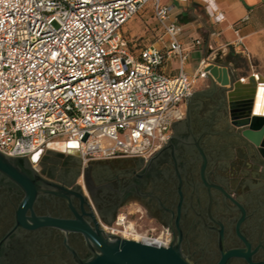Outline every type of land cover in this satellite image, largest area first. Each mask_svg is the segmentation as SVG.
<instances>
[{"label":"built area","instance_id":"obj_1","mask_svg":"<svg viewBox=\"0 0 264 264\" xmlns=\"http://www.w3.org/2000/svg\"><path fill=\"white\" fill-rule=\"evenodd\" d=\"M201 1L214 23L224 20L214 0ZM148 4L160 35L131 49L123 27ZM171 10L161 0H0V152L30 158L51 142L73 143L64 147L83 165L155 154L206 77L207 60L187 73L184 28ZM173 57L171 76L163 68ZM104 228L152 247L170 243L165 230H143L126 215Z\"/></svg>","mask_w":264,"mask_h":264},{"label":"flooded vegetation","instance_id":"obj_2","mask_svg":"<svg viewBox=\"0 0 264 264\" xmlns=\"http://www.w3.org/2000/svg\"><path fill=\"white\" fill-rule=\"evenodd\" d=\"M185 119L173 124L171 142L152 161L83 165L68 147H44L35 162L15 160L35 187L48 188L41 178L68 192H37L27 206L24 189L0 173V264H78L92 255L83 233L30 217H80L91 231L97 224L109 233L104 227L122 209L179 239L191 264H216L230 250L239 253L225 264H264V162L225 148L217 135L201 136L195 119L191 126Z\"/></svg>","mask_w":264,"mask_h":264},{"label":"water","instance_id":"obj_3","mask_svg":"<svg viewBox=\"0 0 264 264\" xmlns=\"http://www.w3.org/2000/svg\"><path fill=\"white\" fill-rule=\"evenodd\" d=\"M204 70L208 84L186 98L185 122L191 126L195 119L197 126L202 130L201 136L217 135L225 148L231 145L238 146L247 157L264 162V78L259 81L261 85L257 84L254 75L249 76L246 83H242L226 66L212 63L208 64ZM245 89H247L246 92ZM200 113L203 115L202 119H200ZM171 140L172 137H169L165 146ZM200 141V138L194 141L198 148ZM54 143L57 142L47 144L46 148L75 147L73 143L58 142L63 146L60 148L54 146ZM41 152L42 150L36 152L30 158L10 156L0 152V173L24 189L26 197L22 204L27 206L32 203L37 192H49L59 196H65L68 192L63 186L41 178L38 179L42 180L48 188L35 187L33 180L14 163L17 159H29L35 162ZM157 154V152L153 154L149 161L155 159ZM203 160L205 162V157ZM19 219L25 222L22 214ZM30 219L83 233L92 255L84 261H79L78 264H191L181 251L179 239L175 240L174 237L170 239L168 247L157 248L106 233L97 224L96 230L91 231L80 217L77 220H59L49 217L37 218L32 215ZM238 253V250L224 252L216 264H225L229 255Z\"/></svg>","mask_w":264,"mask_h":264},{"label":"crops","instance_id":"obj_4","mask_svg":"<svg viewBox=\"0 0 264 264\" xmlns=\"http://www.w3.org/2000/svg\"><path fill=\"white\" fill-rule=\"evenodd\" d=\"M214 1L224 14L220 23H214L206 16L201 0H161L162 4L172 7L173 20L184 28L181 44L188 54L187 73L194 74L199 63L207 60L206 66L210 63L226 66L242 83L254 75L257 84L261 85L259 81L264 78V0ZM195 40L200 43L196 44ZM163 69L168 75H176L177 58L167 60ZM207 84L206 78H199L193 92ZM54 146L60 147V144Z\"/></svg>","mask_w":264,"mask_h":264},{"label":"rangeland","instance_id":"obj_5","mask_svg":"<svg viewBox=\"0 0 264 264\" xmlns=\"http://www.w3.org/2000/svg\"><path fill=\"white\" fill-rule=\"evenodd\" d=\"M149 6L150 4H148L147 7L149 8ZM123 32L125 39L128 41L130 46L133 47L155 43L158 38V30L154 25V19L151 11L148 9L140 12L129 20L124 25ZM128 211V209H122L119 214L126 215L129 220L138 223L143 230L147 228H155L151 223H147L146 221L140 219L136 214L131 215ZM155 230L158 231L159 229L155 228Z\"/></svg>","mask_w":264,"mask_h":264},{"label":"trees","instance_id":"obj_6","mask_svg":"<svg viewBox=\"0 0 264 264\" xmlns=\"http://www.w3.org/2000/svg\"><path fill=\"white\" fill-rule=\"evenodd\" d=\"M146 9H148V10H150V8H145L144 10H146ZM144 10H142V11H144ZM141 11V12H142ZM151 11V10H150ZM140 13V12H139ZM138 13V14H139ZM151 14H152V12H151ZM153 17V16H152ZM154 25H155V27L157 28V30H158V34H157V37L160 35V28H159V26H158V24L155 22V20H154ZM124 33V32H123ZM146 45H143V46H136V47H132V46H130V48L131 49H135V48H142V47H145Z\"/></svg>","mask_w":264,"mask_h":264},{"label":"bare ground","instance_id":"obj_7","mask_svg":"<svg viewBox=\"0 0 264 264\" xmlns=\"http://www.w3.org/2000/svg\"><path fill=\"white\" fill-rule=\"evenodd\" d=\"M55 144H60V143L57 142V143H54L53 145H55ZM61 147H63V146H61V144H60V148H61ZM124 237L127 238L126 236H124ZM136 239H137V238H136Z\"/></svg>","mask_w":264,"mask_h":264},{"label":"snow or ice","instance_id":"obj_8","mask_svg":"<svg viewBox=\"0 0 264 264\" xmlns=\"http://www.w3.org/2000/svg\"><path fill=\"white\" fill-rule=\"evenodd\" d=\"M74 146V145H73Z\"/></svg>","mask_w":264,"mask_h":264}]
</instances>
